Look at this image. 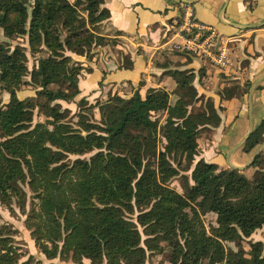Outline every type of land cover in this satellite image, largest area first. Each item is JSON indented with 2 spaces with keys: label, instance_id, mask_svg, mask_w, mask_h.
Instances as JSON below:
<instances>
[{
  "label": "trees",
  "instance_id": "16d2710c",
  "mask_svg": "<svg viewBox=\"0 0 264 264\" xmlns=\"http://www.w3.org/2000/svg\"><path fill=\"white\" fill-rule=\"evenodd\" d=\"M104 4L0 0L5 38L28 41L27 48L0 40V88L10 94L0 107V202L26 216L48 259L146 264L168 247L171 264H264V149L251 164L258 168L252 177L198 158L199 139L220 125L222 106L199 94L194 70L167 71L177 82L173 90L93 102L79 97L80 76L93 67L74 55L92 61L95 48L121 41V31H101L111 16ZM29 53L36 58L32 69ZM119 58L118 67H134L130 53ZM24 84L34 96L18 97ZM248 90L233 82L220 100ZM59 101L76 103L77 111ZM36 113L46 120L34 123ZM262 143L264 119L242 149L255 152ZM175 179L183 192L172 186ZM209 212L216 221L207 226ZM258 230L263 238L255 241ZM16 233L9 224L0 228V264H35Z\"/></svg>",
  "mask_w": 264,
  "mask_h": 264
},
{
  "label": "crops",
  "instance_id": "0c3cea01",
  "mask_svg": "<svg viewBox=\"0 0 264 264\" xmlns=\"http://www.w3.org/2000/svg\"><path fill=\"white\" fill-rule=\"evenodd\" d=\"M192 1L196 19L213 26L221 36L219 41H227L232 64L228 70H219L205 56L174 48L182 42L180 0H105L111 13L108 26L122 33L116 48L130 53L134 67H118L121 59L113 53L101 51L92 61L85 58L84 65L92 66L93 72L84 71L80 76L79 96L93 102L116 93L131 96L139 91L145 96L154 87L173 90L175 79L166 72L192 69L199 94L222 106L220 125L203 132L199 139L198 158L224 168L227 163L247 168L252 159L243 164L258 149L245 160L237 152L246 135L264 119V0ZM233 82L248 85V92L221 102L219 92Z\"/></svg>",
  "mask_w": 264,
  "mask_h": 264
},
{
  "label": "rangeland",
  "instance_id": "374dc122",
  "mask_svg": "<svg viewBox=\"0 0 264 264\" xmlns=\"http://www.w3.org/2000/svg\"><path fill=\"white\" fill-rule=\"evenodd\" d=\"M101 31L104 33H111V34H115V30L113 28H110V26H107L106 24H103ZM0 40L4 41L7 40L2 32V30H0ZM9 41L13 46L16 45L17 43H19L20 45L23 46H27L28 48V41H27V37H17L15 40H7ZM98 50V51H97ZM109 54V53H113L115 55H117L118 57H121L123 55V51L113 47L112 45L106 46V47H100V48H95V54H99L100 52ZM76 60H80V61H84L85 57H81V56H76L74 55ZM36 63V58L31 56L29 53V66L30 69H32V67L34 66V64ZM176 82V80H175ZM177 85V82H176ZM9 93L7 91H4L0 88V107H4L5 104L9 101ZM35 95V90L28 84H24L20 90L18 91V97H20L21 99H24L28 96H34ZM204 95V94H203ZM205 96V95H204ZM80 97V96H79ZM78 97V98H79ZM63 108H69L71 110L72 113H75L77 111V104L76 103H68L65 101H59ZM159 116V115H158ZM99 117V116H97ZM46 118L44 115H41L39 113L35 114L34 117V123L38 122V121H45ZM2 136H1V131H0V140H2ZM241 154L244 156V160L247 159L251 154V152H246L243 149L241 151H238L237 154ZM90 155H85L83 157H89ZM77 156H71V158H76ZM253 155L250 157L249 160H247L243 165L245 166V164L247 162H249L252 159ZM227 168H236L237 166L231 163H227ZM257 167L254 166H249L247 168L244 169H240L241 172H243L245 175L252 177L256 174L257 172ZM172 186L175 187L179 192H183V186L181 183V179H175L172 181ZM26 190L28 191V201H27V210H30L32 202H33V197H32V193L30 192V190L28 189V187H26ZM14 210H11L10 208L4 206L1 202H0V228L5 225V224H9L12 225L15 230H18V233H16L15 235V240L17 241V244L21 245L24 252L31 254L34 256L35 258V264H75L72 260H61L60 258H55V259H48L43 253H41L39 251V249L36 247L34 240L32 239L31 235H30V231L26 228L25 226V219L26 216L20 211V209L14 205ZM204 220L206 222V225L209 226L212 223H215L216 221V214L213 212H209L207 214L204 215ZM263 238V231L262 230H258L254 235H253V240H260ZM229 246H232L234 249H236V246L234 243H227ZM163 245H166V243H163ZM244 247L246 250L250 249L249 243L245 242L243 243ZM171 251L168 247H166L165 251L161 254H154L150 261L147 262L146 264H171L169 261V257H170ZM28 256H26L24 258L27 259ZM84 264H90V261L85 259L84 260Z\"/></svg>",
  "mask_w": 264,
  "mask_h": 264
},
{
  "label": "built area",
  "instance_id": "2783aa9c",
  "mask_svg": "<svg viewBox=\"0 0 264 264\" xmlns=\"http://www.w3.org/2000/svg\"><path fill=\"white\" fill-rule=\"evenodd\" d=\"M180 1L182 8L178 31L182 42L175 43L174 48L180 52L205 56L219 70H228L232 64L227 41H219L221 36L213 26L196 19L193 4L189 0Z\"/></svg>",
  "mask_w": 264,
  "mask_h": 264
},
{
  "label": "water",
  "instance_id": "95a60500",
  "mask_svg": "<svg viewBox=\"0 0 264 264\" xmlns=\"http://www.w3.org/2000/svg\"><path fill=\"white\" fill-rule=\"evenodd\" d=\"M189 2L192 3L193 1H192V0H189ZM253 130H254V129L252 128L251 131L246 135V137L243 139V141H242L241 143H243V142L246 141V139L250 136V134L253 132ZM263 148H264V143H262V144L259 146L258 150H257L256 153L254 154L252 160L249 162L248 165H251V164L256 160V158H257L258 155L261 153V151L263 150ZM236 168H238V169H244L245 167H236Z\"/></svg>",
  "mask_w": 264,
  "mask_h": 264
}]
</instances>
